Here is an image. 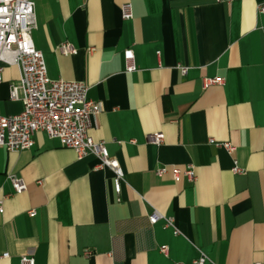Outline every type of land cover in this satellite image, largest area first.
<instances>
[{"label": "crops", "instance_id": "crops-1", "mask_svg": "<svg viewBox=\"0 0 264 264\" xmlns=\"http://www.w3.org/2000/svg\"><path fill=\"white\" fill-rule=\"evenodd\" d=\"M125 3L128 20L120 13ZM261 3L36 0L32 40L47 76L87 85V98L101 108L89 134L104 142L124 182L117 194L112 171L96 168L93 154L78 158L41 131L30 149L0 147V195L7 196L0 264H20L23 255L35 264H192L200 254L204 264L264 263ZM64 42L76 52L61 53ZM127 48L132 72L125 71ZM19 76L17 66H4L1 115L22 110L9 96ZM214 77L222 84L204 85ZM153 132L164 134L161 144L148 140ZM234 160L242 173L232 172ZM188 164L195 181L175 182L172 169ZM163 166L168 172L157 175ZM8 174L24 181V191L14 193ZM154 212L172 217L179 233L162 219L150 224Z\"/></svg>", "mask_w": 264, "mask_h": 264}, {"label": "built area", "instance_id": "built-area-1", "mask_svg": "<svg viewBox=\"0 0 264 264\" xmlns=\"http://www.w3.org/2000/svg\"><path fill=\"white\" fill-rule=\"evenodd\" d=\"M216 1L222 2L223 0ZM35 2L36 0H0V81L4 66H17L20 76L16 83L9 85V96L10 99H19L22 103V110L18 114H0V147L7 151L30 149L34 143L35 133L44 132L49 138L57 139L61 146L74 150L78 158L93 154L98 159L96 168H108L112 171L114 190L119 194L121 184L124 182L123 170L109 155L104 142L95 141L89 134L93 116L101 110L99 104L87 98L86 84L63 79L52 80L47 76L43 54L36 49L32 40V31L36 27ZM257 12L264 14V3L257 6ZM120 13L122 19H131L133 16L131 4H122ZM58 49L66 55L76 52V49L68 42L60 44ZM123 58L125 71H134L136 67L132 49H125ZM222 82L220 77L206 78L204 85L222 84ZM148 140L159 145L164 140V134L153 132L148 135ZM209 142L223 147L228 153L235 150V146L229 142H216L212 138ZM233 163L232 172L242 173L243 169L237 165V161L234 160ZM167 172L164 166L156 169L157 175H164ZM171 176L175 182L182 177L191 183L196 179L194 167L191 164L183 169L173 168ZM7 178L14 193L24 191L25 183L21 178L13 174H8ZM6 197L0 195V214L4 211L3 203ZM28 215L33 217L35 210H29ZM160 219L164 221L165 226L173 228L174 234L179 233L172 217H166L158 212L148 217L150 224ZM159 250L165 255L168 253L167 246H160ZM83 254L89 256L91 251L84 249ZM2 256L7 257L8 254L3 253ZM206 260L207 256L200 254L192 264H204ZM19 262L20 264H35L31 255L21 256Z\"/></svg>", "mask_w": 264, "mask_h": 264}]
</instances>
